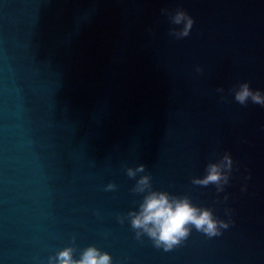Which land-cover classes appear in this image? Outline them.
Wrapping results in <instances>:
<instances>
[{
	"label": "water",
	"instance_id": "obj_1",
	"mask_svg": "<svg viewBox=\"0 0 264 264\" xmlns=\"http://www.w3.org/2000/svg\"><path fill=\"white\" fill-rule=\"evenodd\" d=\"M0 264H264V0H0Z\"/></svg>",
	"mask_w": 264,
	"mask_h": 264
}]
</instances>
